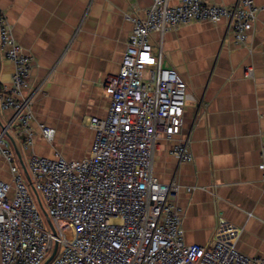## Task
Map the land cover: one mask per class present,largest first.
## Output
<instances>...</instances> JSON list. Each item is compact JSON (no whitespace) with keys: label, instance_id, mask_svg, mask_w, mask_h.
<instances>
[{"label":"built area","instance_id":"2783aa9c","mask_svg":"<svg viewBox=\"0 0 264 264\" xmlns=\"http://www.w3.org/2000/svg\"><path fill=\"white\" fill-rule=\"evenodd\" d=\"M259 10L255 0H152L142 17L127 15L134 27L119 73L103 84L108 114L89 119V156L32 153L26 180L8 140L10 129L23 135L26 150L39 135L52 143L56 130L34 125V57L17 42L0 7V49L14 64L11 84L0 95L2 109L12 112L0 131V155L11 172V181L0 178V264H43L56 242L49 264H264V257L237 248L243 229L224 217L209 245L186 243L176 202L181 187L159 181L153 163L159 139L173 142L170 152L179 161L193 159L188 141L178 137L194 96L176 69L163 67L162 51L150 40L179 25L226 20L235 41L246 43ZM259 168L264 173V145ZM67 229L74 230L71 241Z\"/></svg>","mask_w":264,"mask_h":264},{"label":"crops","instance_id":"0c3cea01","mask_svg":"<svg viewBox=\"0 0 264 264\" xmlns=\"http://www.w3.org/2000/svg\"><path fill=\"white\" fill-rule=\"evenodd\" d=\"M232 5L239 0H206ZM177 4L179 0H170ZM246 43H237L226 20L191 22L151 43L162 51L163 67L176 69L194 96L185 106L182 134L193 159L179 161L159 139L153 174L177 183L187 244L209 245L219 217L243 229L237 248L264 257V173L259 168L264 145V0ZM152 0H0L13 35L34 57L29 83L39 89L33 103L36 128L56 130L49 143L37 136L32 149L10 129L16 163L29 180L32 153L67 159L89 156L94 141L91 117H106L110 99L103 84L120 71L134 27L127 17H142ZM250 69V72L248 71ZM14 64L0 49V95L10 85ZM12 112L0 105V131ZM47 145V146H46ZM0 178L11 181L0 155Z\"/></svg>","mask_w":264,"mask_h":264},{"label":"water","instance_id":"95a60500","mask_svg":"<svg viewBox=\"0 0 264 264\" xmlns=\"http://www.w3.org/2000/svg\"><path fill=\"white\" fill-rule=\"evenodd\" d=\"M45 213V211H43ZM46 215V213H45ZM50 222V225H51V228L52 230L54 231V228L52 227V223L50 220H48ZM58 243L56 242L55 245H54V248H53V251L52 253L49 255V257L46 259V261L43 263V264H49V262L54 258V256L56 255L57 251H58Z\"/></svg>","mask_w":264,"mask_h":264},{"label":"rangeland","instance_id":"374dc122","mask_svg":"<svg viewBox=\"0 0 264 264\" xmlns=\"http://www.w3.org/2000/svg\"><path fill=\"white\" fill-rule=\"evenodd\" d=\"M47 146V145H46ZM34 197H35V199L37 200V198H36V196H35V194H34ZM45 207V206H44ZM44 215V214H43ZM45 216V215H44ZM66 235H67V238L71 241V240H73V238H74V236H75V234H74V230L73 229H67L66 230ZM62 247V245H60V248ZM52 253V252H51ZM50 253V254H51ZM49 257V256H48Z\"/></svg>","mask_w":264,"mask_h":264}]
</instances>
